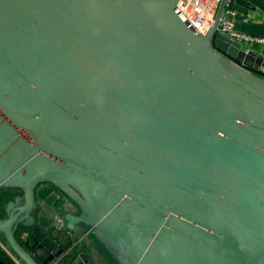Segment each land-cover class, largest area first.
Segmentation results:
<instances>
[{"label":"water","instance_id":"water-1","mask_svg":"<svg viewBox=\"0 0 264 264\" xmlns=\"http://www.w3.org/2000/svg\"><path fill=\"white\" fill-rule=\"evenodd\" d=\"M178 1L0 0V190L21 192L0 240L20 263L94 264L84 225L114 264H264L263 57ZM45 188L77 209L65 241L31 214Z\"/></svg>","mask_w":264,"mask_h":264},{"label":"crops","instance_id":"crops-1","mask_svg":"<svg viewBox=\"0 0 264 264\" xmlns=\"http://www.w3.org/2000/svg\"><path fill=\"white\" fill-rule=\"evenodd\" d=\"M230 2V6L229 3H217L215 13L221 10V12L227 14L232 20L235 31L264 38V0H231ZM240 42L263 57V61L252 65V69L260 73V68H264V43L247 39H242ZM86 232L87 228L85 226H79L76 228L74 236L78 238L81 235L82 238L86 235ZM86 238L83 241L85 245L82 244V246L87 249L94 264H114L112 259L100 250L99 244L93 238L90 236ZM91 246L98 247L100 252L97 251L95 254L92 252L91 254Z\"/></svg>","mask_w":264,"mask_h":264},{"label":"built area","instance_id":"built-area-1","mask_svg":"<svg viewBox=\"0 0 264 264\" xmlns=\"http://www.w3.org/2000/svg\"><path fill=\"white\" fill-rule=\"evenodd\" d=\"M230 1L231 0H179L178 6L192 24L201 31L206 30L210 26H215L218 31H221L231 39L238 41L247 39L264 43L263 37L250 36L235 31L233 29L232 20L227 14L221 12V10L215 13L217 3H229ZM217 15L218 18H216ZM0 248L15 264H22L8 251L1 240Z\"/></svg>","mask_w":264,"mask_h":264},{"label":"flooded vegetation","instance_id":"flooded-vegetation-1","mask_svg":"<svg viewBox=\"0 0 264 264\" xmlns=\"http://www.w3.org/2000/svg\"><path fill=\"white\" fill-rule=\"evenodd\" d=\"M41 193V199L45 200L48 204H52V208L50 209H45L42 206H44L42 203L40 204L39 202L37 203L36 207L34 208V210L32 211V216L35 218L36 223L38 220H40L41 224V228H42V232L44 231L45 234L50 233L53 234L54 236H58L59 239L64 240L65 241V237L60 235V233L58 232V230H56V227L54 226V222L56 221V219L58 217H62V215L66 212H76L77 209L75 207L74 204H72V202L67 199L63 194H59L58 197L55 199V197L52 196L51 194V190H49L48 188H45L44 190L42 189L40 191ZM59 193V192H58ZM21 192L18 190H10V189H3L0 190V217L5 215V210H4V206L6 205V203L10 200H14L16 196L20 195ZM36 198V197H35ZM40 217V218H39ZM52 217H55V219L53 220ZM79 226L84 227V225H77L75 227L78 228ZM72 233V236L74 238V240L77 242H81V247L84 248L83 246L85 244H83L84 239H87V236H83L81 238V235L77 237L74 236V232ZM41 233H39L38 235H40ZM82 234V233H81ZM61 237V238H60ZM80 238V239H79ZM83 244V246H82ZM56 244H52V248H56L57 246H55ZM100 252L99 248L91 246L90 248V253L92 254V252L95 253ZM50 264H54V263H50Z\"/></svg>","mask_w":264,"mask_h":264},{"label":"trees","instance_id":"trees-1","mask_svg":"<svg viewBox=\"0 0 264 264\" xmlns=\"http://www.w3.org/2000/svg\"><path fill=\"white\" fill-rule=\"evenodd\" d=\"M0 258H2L6 264H14L13 261L4 253V251L0 248Z\"/></svg>","mask_w":264,"mask_h":264}]
</instances>
